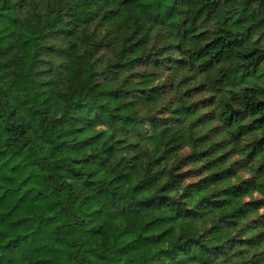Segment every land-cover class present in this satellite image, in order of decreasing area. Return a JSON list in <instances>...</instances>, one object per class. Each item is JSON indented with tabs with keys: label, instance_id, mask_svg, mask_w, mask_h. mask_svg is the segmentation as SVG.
<instances>
[{
	"label": "clouds",
	"instance_id": "1",
	"mask_svg": "<svg viewBox=\"0 0 264 264\" xmlns=\"http://www.w3.org/2000/svg\"><path fill=\"white\" fill-rule=\"evenodd\" d=\"M0 264H264V0H0Z\"/></svg>",
	"mask_w": 264,
	"mask_h": 264
},
{
	"label": "trees",
	"instance_id": "2",
	"mask_svg": "<svg viewBox=\"0 0 264 264\" xmlns=\"http://www.w3.org/2000/svg\"><path fill=\"white\" fill-rule=\"evenodd\" d=\"M223 152H218L217 156L215 157L216 159H218L221 155H223ZM207 163V161H206ZM225 171H227L226 167H217V168H213L211 170H209V174L202 177V179H208L210 176H221ZM232 178L230 177H225L224 179L215 181L214 184L217 186L218 191L220 192H227L228 190H230L232 187L235 186L234 183L230 182ZM210 195H215V193L210 192Z\"/></svg>",
	"mask_w": 264,
	"mask_h": 264
}]
</instances>
